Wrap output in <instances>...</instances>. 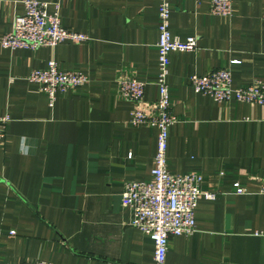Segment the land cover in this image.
Masks as SVG:
<instances>
[{"label": "crops", "instance_id": "obj_1", "mask_svg": "<svg viewBox=\"0 0 264 264\" xmlns=\"http://www.w3.org/2000/svg\"><path fill=\"white\" fill-rule=\"evenodd\" d=\"M41 1L49 12L59 1L62 25L88 40L0 45V114L10 116L0 138V263L152 264L153 243L128 224L121 192L150 178L156 129L129 123L135 105L117 86L134 77L146 102L157 98V0ZM169 2L171 34L197 36V48L169 55L167 168L200 174V189L216 196H200L195 231L170 236L165 264H264V106L216 102L189 82L221 67L234 87L264 82V0H232L229 17L207 0ZM22 12L19 0H0V38ZM50 59L88 76L52 106L27 78Z\"/></svg>", "mask_w": 264, "mask_h": 264}, {"label": "built area", "instance_id": "obj_2", "mask_svg": "<svg viewBox=\"0 0 264 264\" xmlns=\"http://www.w3.org/2000/svg\"><path fill=\"white\" fill-rule=\"evenodd\" d=\"M203 0H195L197 4ZM212 14L229 17L232 0H207ZM23 12L14 16L12 25L0 38L2 48L37 49L41 46L54 47L65 41L84 42L85 33L76 32L62 25L60 3L55 1L52 12L48 2L41 0H19ZM157 75L158 95L156 100H144L145 83L134 77L120 78L117 86L119 98L134 103L129 118L131 125L145 124L156 129V148L150 178L143 181H126L121 192V204L129 210L128 224L147 235L153 243L152 264H165L170 236L189 235L195 231V208L200 196L214 199L215 192L200 189L202 177L195 172L173 173L167 168L166 149L169 129L176 121L171 111L167 84L169 55L171 52L194 51L197 36L180 38L169 29L170 2L157 0ZM230 63H238L231 60ZM38 84L53 105L56 95L80 86L88 76L79 71L62 70L54 59L47 61L44 68H36L27 76ZM189 82L195 92L209 95L216 102L232 100L264 106V82L254 80L246 85L234 87L230 68L221 67L205 74H192ZM10 121L8 113L0 114V138L5 136ZM222 174V172H220ZM257 191L264 194V179L258 180ZM232 185L237 193L245 189L238 181ZM11 233H14L12 230ZM261 234V232H255ZM1 264V263H0ZM12 264H52L45 260L15 262Z\"/></svg>", "mask_w": 264, "mask_h": 264}]
</instances>
